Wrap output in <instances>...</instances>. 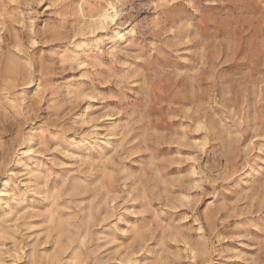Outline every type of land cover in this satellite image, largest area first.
Instances as JSON below:
<instances>
[{"label": "rangeland", "instance_id": "1", "mask_svg": "<svg viewBox=\"0 0 264 264\" xmlns=\"http://www.w3.org/2000/svg\"><path fill=\"white\" fill-rule=\"evenodd\" d=\"M0 187V264H264V0H0Z\"/></svg>", "mask_w": 264, "mask_h": 264}, {"label": "bare ground", "instance_id": "2", "mask_svg": "<svg viewBox=\"0 0 264 264\" xmlns=\"http://www.w3.org/2000/svg\"><path fill=\"white\" fill-rule=\"evenodd\" d=\"M11 10V9H10ZM12 12V11H11ZM90 21H91V23H93V24H95L98 28H103V25L104 24H106V23H108V21H107V18H106V14L105 13H103V12H96L94 15H92L91 17H90ZM119 34V33H118ZM116 36H118V35H116ZM121 37L122 36H119V40L121 39ZM100 38V37H99ZM93 40V39H92ZM100 40V39H99ZM95 47V46H94ZM84 64V63H83ZM37 87V86H36ZM88 112V111H87ZM107 117V116H106ZM94 125V124H93ZM64 136V135H63ZM95 142V141H94ZM94 144V143H93ZM26 145V144H25ZM21 150V149H20ZM29 152V151H28ZM20 154V153H19ZM97 155H99V154H97ZM95 157V156H94ZM98 157V156H97ZM20 161V160H19ZM35 163V162H34ZM100 163V162H99ZM28 164H29V162H28ZM91 165V164H90ZM104 166V165H103ZM34 167V166H33ZM91 167V166H90ZM192 170V169H191ZM194 174H195V172H194ZM107 176V175H106ZM103 179H104V177H102ZM109 180V179H108ZM6 185V182H3L2 183V186L4 187ZM1 188V187H0ZM101 189V188H100ZM106 189V188H105ZM48 192V191H47ZM46 192V193H47ZM52 192V191H51ZM105 192V191H104ZM50 193V192H49ZM52 194V193H51ZM4 195H6L5 193H3L2 191H0V196L2 197H4ZM18 196V195H17ZM50 199H51V197H50ZM51 205H53V204H51ZM51 205H50V207H51ZM57 205H59V204H57ZM55 206V208L57 207L56 205H54ZM49 207V208H50ZM48 208V209H49ZM55 208H53V209H55ZM45 211V210H44ZM48 211V210H47ZM47 214H48V212H47ZM46 214V215H47ZM52 214V213H51ZM50 215V214H49ZM54 215V214H53ZM51 216V215H50ZM62 216H63V214H62ZM61 216V217H62ZM155 216V215H154ZM56 217H58V216H56ZM155 218V217H154ZM157 218V217H156ZM47 219H48V217H47ZM52 220V219H51ZM53 220H55V219H53ZM55 221H57V219L55 220ZM59 221V220H58ZM23 223H25V222H23ZM26 224H27V222H26ZM51 224V223H50ZM133 229V228H132ZM131 229V230H132ZM135 230V229H134ZM148 240V239H147ZM17 253V252H16ZM65 257V256H64ZM16 260V259H15ZM71 260V259H70ZM69 260V261H70ZM74 259H72V262H74L73 261ZM144 261V260H143ZM1 262V261H0ZM68 262V261H67ZM67 262H66V264H67ZM79 262V261H78ZM82 262V261H81ZM2 263V262H1ZM13 263V262H12ZM36 263V262H35ZM143 263V262H142ZM75 264V263H74Z\"/></svg>", "mask_w": 264, "mask_h": 264}]
</instances>
